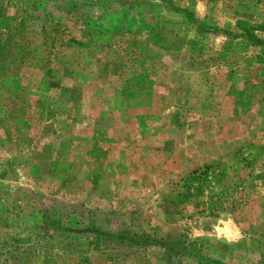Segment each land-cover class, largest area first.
I'll list each match as a JSON object with an SVG mask.
<instances>
[{"label":"rangeland","instance_id":"obj_1","mask_svg":"<svg viewBox=\"0 0 264 264\" xmlns=\"http://www.w3.org/2000/svg\"><path fill=\"white\" fill-rule=\"evenodd\" d=\"M171 2L0 0V264H264V0Z\"/></svg>","mask_w":264,"mask_h":264},{"label":"trees","instance_id":"obj_2","mask_svg":"<svg viewBox=\"0 0 264 264\" xmlns=\"http://www.w3.org/2000/svg\"><path fill=\"white\" fill-rule=\"evenodd\" d=\"M160 1H163V3L165 4L166 8H170L172 6L171 0H160ZM173 9H175L176 12H179V13L183 14L187 19L190 18V14L186 10H182V9H179V8H173ZM248 35H250V34H248Z\"/></svg>","mask_w":264,"mask_h":264}]
</instances>
